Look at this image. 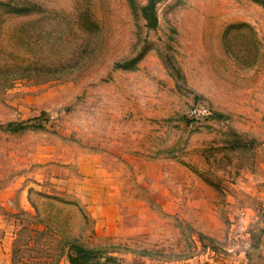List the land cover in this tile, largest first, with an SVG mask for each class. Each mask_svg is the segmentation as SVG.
Segmentation results:
<instances>
[{
	"label": "rangeland",
	"instance_id": "374dc122",
	"mask_svg": "<svg viewBox=\"0 0 264 264\" xmlns=\"http://www.w3.org/2000/svg\"><path fill=\"white\" fill-rule=\"evenodd\" d=\"M146 5L0 0V264L264 258V0Z\"/></svg>",
	"mask_w": 264,
	"mask_h": 264
},
{
	"label": "crops",
	"instance_id": "0c3cea01",
	"mask_svg": "<svg viewBox=\"0 0 264 264\" xmlns=\"http://www.w3.org/2000/svg\"><path fill=\"white\" fill-rule=\"evenodd\" d=\"M10 228V224L0 218V229ZM244 248L235 253H224L217 256L209 264H264V258L260 249L253 241H244Z\"/></svg>",
	"mask_w": 264,
	"mask_h": 264
},
{
	"label": "trees",
	"instance_id": "16d2710c",
	"mask_svg": "<svg viewBox=\"0 0 264 264\" xmlns=\"http://www.w3.org/2000/svg\"><path fill=\"white\" fill-rule=\"evenodd\" d=\"M155 2L156 0H148V5H146L143 8V11L145 12L146 10H149V12L152 13L150 9L153 7ZM149 23L151 24V21H149ZM152 25H153V22H152ZM68 260L70 264H80L79 263L80 257H76V258L69 257Z\"/></svg>",
	"mask_w": 264,
	"mask_h": 264
},
{
	"label": "built area",
	"instance_id": "2783aa9c",
	"mask_svg": "<svg viewBox=\"0 0 264 264\" xmlns=\"http://www.w3.org/2000/svg\"><path fill=\"white\" fill-rule=\"evenodd\" d=\"M192 114H196V111H195V110H193V111H192Z\"/></svg>",
	"mask_w": 264,
	"mask_h": 264
}]
</instances>
